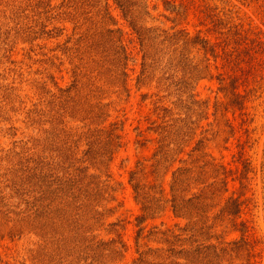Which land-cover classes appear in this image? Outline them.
Here are the masks:
<instances>
[{"label": "rangeland", "instance_id": "obj_1", "mask_svg": "<svg viewBox=\"0 0 264 264\" xmlns=\"http://www.w3.org/2000/svg\"><path fill=\"white\" fill-rule=\"evenodd\" d=\"M170 1L188 12L131 0L138 35L114 0H0V264H129L146 243L165 246L146 237L154 225L214 245L222 264H264V0ZM117 27L129 56L110 64ZM196 35L217 58L186 42ZM221 73L245 80L242 109L219 89ZM114 127L122 144L109 160ZM139 161L137 201L129 179ZM85 166L86 184L105 181L116 198L89 223L69 209L66 184ZM178 168L188 176L176 195L191 198V215L173 211ZM51 169L63 190L44 184ZM231 195L244 201L245 235L222 218ZM118 235L127 249L108 256Z\"/></svg>", "mask_w": 264, "mask_h": 264}, {"label": "trees", "instance_id": "obj_2", "mask_svg": "<svg viewBox=\"0 0 264 264\" xmlns=\"http://www.w3.org/2000/svg\"><path fill=\"white\" fill-rule=\"evenodd\" d=\"M115 5L117 8L120 9L121 13H124V15L129 18V23L132 24L131 28L135 30V32L140 35V32H142L140 26H137L136 20L137 19V10L133 5L131 4V0H114ZM164 6L167 10H170L171 12H176L180 14L181 16L188 12L189 6L181 3L176 4L173 1L170 0H164ZM106 11L108 12V7H106ZM110 12V11H109ZM75 28H81L78 21L75 23ZM104 32H94V36L102 35ZM122 28L117 27L113 29H108V35L113 38L112 40V46L113 49L110 48L113 55L112 60L110 64L116 63V56L121 55L125 58L129 56V53L127 52V47L123 42L122 39ZM187 33V32H186ZM81 35H79L80 37ZM186 42L192 43L194 45H200L202 50L206 55L211 54L213 57H218V50L216 48V44L212 42L210 39L206 37H201L200 35H196L195 38L191 39V41L186 38ZM205 60H209L208 57L205 58ZM226 62L230 64L231 59L226 58ZM204 68L206 70H209V62H206L204 65ZM218 80L221 84L219 89L221 91H224L226 95L230 97V104L237 105L240 109L243 108L245 103V96L241 93L239 90V87L241 84H244L243 82L245 80L241 81V84L238 82L242 77L238 76L236 73L227 74L224 75L223 73L218 74ZM116 128H112L108 132V141H107V147H109L108 151L111 153L109 160L112 159L113 153L115 151V148L121 146V135L116 132ZM161 143H159V146ZM161 148V147H160ZM158 152H156L153 155V158L157 156ZM82 159V158H78ZM145 161V159H144ZM213 164V163H212ZM155 169V164H151ZM56 167V166H55ZM145 163L142 161H139V168L137 170H132L130 173V182L132 183L133 190L135 193V198L138 201V195H142L143 198H146V191H141L139 188V175L141 173H144L145 170ZM223 167V165H222ZM89 166H85L82 170L81 175L74 174L71 175L68 180H66V184H68L69 187V194L68 196L71 197V202H69L70 206L69 209L71 211H76V214L85 220L86 222L96 221L101 216V211H105V205H103L102 200H106L107 203L110 200L116 199L114 196H110V198H107V194H109V191L115 190L114 187H112L109 184H106L105 181L101 182L100 180L97 181L96 188L95 186H91L90 183H87V179L94 178V174H89ZM225 169V167H224ZM153 170H151L152 173ZM186 171V170H185ZM185 171L175 170L172 175V193H173V211L176 215L180 214H188L191 215L188 202L190 201L185 199L184 197H180L179 195H176V192H179L178 187L182 185L186 177L188 176V173ZM226 170L225 172H227ZM45 175V183L48 187L53 186V183H56L58 185L60 179L57 177V173L55 170L51 169L50 171L44 173ZM75 176V177H73ZM228 175L224 179L221 180L222 183L226 186ZM144 177H147V175ZM135 182V183H133ZM60 185L57 187V185L53 188L52 191L55 192V190L59 187L60 190H63L64 186H62V183H59ZM226 191L228 188L226 187ZM196 195L193 196L195 198ZM186 200V201H185ZM244 201L240 200L239 197H233L232 195L228 197L226 204L224 207L221 208L222 212V218L227 223H230V225L233 226L234 230L240 231L243 235H245L249 230V225L246 222V220H242L240 222H237L236 219H238L242 213ZM145 209V208H144ZM100 215V216H99ZM99 216V217H98ZM136 219V225L139 227L137 230V236L136 240L139 241L140 238L143 237V233L148 227L147 224H145L149 218V215L146 213H142L140 215H137L135 217ZM192 219L193 217L190 216ZM224 221V222H225ZM119 222H122L119 221ZM119 222H112V225L119 226ZM115 228V227H114ZM116 231L117 229H112ZM182 230V229H181ZM148 234H146V237L150 240L153 236L155 238L154 240L158 239V242L164 243L165 246H150L148 243L145 244L146 249L140 250L137 249L138 255L132 257L129 264H222L220 255L217 252V248H215L214 245H208L204 241L194 240L192 242L194 243H188V239L182 238L181 233H177L175 229H171L170 227H167L165 229L160 228L156 225L152 226L150 229H148ZM194 233V232H193ZM196 233H194L195 235ZM119 239L116 240L114 238L110 239L108 241L109 245H111L110 255H121L124 253L127 249L126 242L123 241L121 236H119ZM244 237V236H243ZM244 243H248L244 241ZM118 244H120L118 246ZM242 246V247H241ZM240 248H244V244L242 243ZM240 250V249H239ZM249 259V258H248ZM250 260V259H249ZM251 264V263H248Z\"/></svg>", "mask_w": 264, "mask_h": 264}]
</instances>
